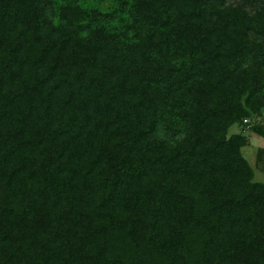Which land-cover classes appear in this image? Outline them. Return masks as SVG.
<instances>
[{"label": "trees", "instance_id": "obj_1", "mask_svg": "<svg viewBox=\"0 0 264 264\" xmlns=\"http://www.w3.org/2000/svg\"><path fill=\"white\" fill-rule=\"evenodd\" d=\"M263 109L264 0H0V264H264Z\"/></svg>", "mask_w": 264, "mask_h": 264}, {"label": "rangeland", "instance_id": "obj_2", "mask_svg": "<svg viewBox=\"0 0 264 264\" xmlns=\"http://www.w3.org/2000/svg\"><path fill=\"white\" fill-rule=\"evenodd\" d=\"M245 126L242 128L241 124H235L230 127L229 134L242 132L247 138V144L241 148L242 155L246 158L249 164L254 168V180L264 183V164L256 161V152L262 148L264 150V136L259 135L258 132L251 130L253 125L264 129V109L262 115L255 118L243 119Z\"/></svg>", "mask_w": 264, "mask_h": 264}]
</instances>
